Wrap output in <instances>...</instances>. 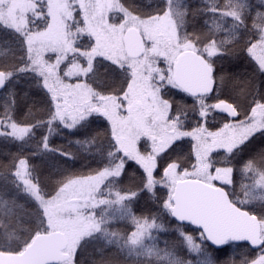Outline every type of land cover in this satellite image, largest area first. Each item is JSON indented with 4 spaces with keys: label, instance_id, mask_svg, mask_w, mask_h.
Masks as SVG:
<instances>
[{
    "label": "snow or ice",
    "instance_id": "6c2138e0",
    "mask_svg": "<svg viewBox=\"0 0 264 264\" xmlns=\"http://www.w3.org/2000/svg\"><path fill=\"white\" fill-rule=\"evenodd\" d=\"M0 45V138L49 166H3L0 264H264V0H0Z\"/></svg>",
    "mask_w": 264,
    "mask_h": 264
},
{
    "label": "trees",
    "instance_id": "16d2710c",
    "mask_svg": "<svg viewBox=\"0 0 264 264\" xmlns=\"http://www.w3.org/2000/svg\"><path fill=\"white\" fill-rule=\"evenodd\" d=\"M145 2H148V0H145ZM186 2L190 5L197 6L201 4V0H186ZM189 23V31L192 30L193 26L197 29H201L204 27L203 25V18L197 17L195 20L192 19V17L188 18ZM0 50H3V46L0 45ZM218 69H223L224 74L229 77L230 79L234 78L237 81H245V80H252L253 77H255L256 82L259 83V81L262 79L260 75L256 72L254 64L249 60L247 55L245 53L237 52L233 56H228L225 60L221 61L218 64ZM231 86V85H230ZM17 98H18V118L20 120H24L26 118L27 114V104L35 101L36 106L33 108V111H36V108L40 106V98L42 96V93L39 89H37L34 85H32L30 82H26L24 80H21L20 83L15 88ZM236 91H239V89H236ZM25 93H28L29 100L25 101L20 98L24 96ZM236 92H233V95H235ZM5 95L3 94V91L0 92V106H2L5 102ZM190 99V98H188ZM239 99L241 101L244 100L243 96H240ZM221 122V116H217V119L215 121H212L213 124H219ZM99 121L96 125H93V128H98ZM100 131H103V129H99ZM82 133L78 134L77 136H69L67 134H61L59 137H56V143L57 144H67V141L69 139L75 140L77 138H82ZM187 147V145H185ZM73 152H77V149L75 146L71 149ZM17 154L28 156L29 162L32 165H35L38 169V171L43 176H47L49 173V166L48 161L46 158L39 157V156H31V147H24L23 150H21L20 144L13 143L10 141H5L3 138H0V172L4 171L3 166L10 163L12 158L16 156ZM78 159L74 162V167L72 164L65 165L66 167H70L72 171L74 172H86L88 170V165L91 164V166H95L94 163H92L89 159H85L84 155L81 153H77ZM123 186H132V182L129 180H125V183ZM20 203H24L23 200H20ZM145 200H140L137 204L133 205V211L136 212L137 215L140 214V209L144 208L146 206ZM164 223L167 225L168 220L165 219ZM117 228H119L122 232H128L130 229L129 227L121 222L116 225ZM169 237L163 236L162 239H166ZM244 251V250H240ZM231 252V250H230ZM237 257L239 256V251L235 253ZM93 258V254L91 253V249L85 253V255L81 258L82 264H90L91 259ZM223 259H228V256H224Z\"/></svg>",
    "mask_w": 264,
    "mask_h": 264
},
{
    "label": "water",
    "instance_id": "95a60500",
    "mask_svg": "<svg viewBox=\"0 0 264 264\" xmlns=\"http://www.w3.org/2000/svg\"><path fill=\"white\" fill-rule=\"evenodd\" d=\"M2 90H0V92H1Z\"/></svg>",
    "mask_w": 264,
    "mask_h": 264
}]
</instances>
